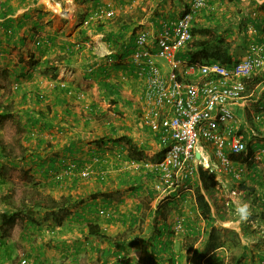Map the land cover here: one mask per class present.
Segmentation results:
<instances>
[{"label":"crops","instance_id":"obj_1","mask_svg":"<svg viewBox=\"0 0 264 264\" xmlns=\"http://www.w3.org/2000/svg\"><path fill=\"white\" fill-rule=\"evenodd\" d=\"M192 1L0 0V76L9 80V85L0 86V101L12 109L8 117L10 123H17L19 117H16V114L20 110V119H24L23 126L31 117H43L44 123H54L53 130L57 132L69 129L72 136L68 147L74 148L71 158L76 159V162H83L90 160L98 152L104 157L105 167L110 170L107 180L95 184L86 182L82 189L77 187V184H66L64 193L72 194L74 201L78 199V202L83 203L74 205L75 207L71 205V218L64 220L63 225L54 227L55 230L52 227L56 224L52 220L48 221L50 228L43 224L36 230L27 228L26 223L22 224L23 230L18 232V238L29 252V264H200L197 263L199 260L194 259L195 251L200 253V239L194 245L189 242L191 238H200L201 234L203 236L206 227L197 201L201 186L200 167L192 177L186 182L182 181L180 186L169 194L158 196L154 189L155 179L151 173L136 167L121 168V163L118 164L114 153L120 145H97V141H101L112 130H116L118 134L127 132H122L123 128L118 126L123 123L120 116L126 106H132V109L140 114L137 104H144L145 120L147 125L149 124L147 80L140 76L130 57L136 36L146 31L155 40L163 24L176 21ZM206 1L208 7L196 15L194 23L202 28H219L221 31L231 26L235 30L247 28L246 40H250L251 35L260 34L251 42L264 44V0ZM98 12H111L112 15L102 16L97 21L87 23L86 20ZM122 45L125 49L126 45H130L128 55L123 54ZM239 50L236 52L239 60L248 55V49L246 53ZM48 59L60 64L57 77L42 72ZM29 62H34L35 65H30ZM89 70H94L96 76L100 75L99 80L108 78L117 84L120 90L131 95L133 102L125 101L124 95L123 98L114 96L118 100L119 108V111L115 112L100 85L93 86L92 82L95 81H90L92 75ZM255 77L253 75L247 80L244 96L234 106L237 115L241 117H238L240 123L245 120L246 109L251 105L247 99L264 83V79L252 83ZM62 81H66L69 90L82 93V101L67 95L66 88L60 86ZM4 90L8 95L3 101ZM38 94H45L43 102L38 98ZM99 98H104L105 101L99 102ZM134 99L139 102L135 103ZM85 105L90 107L89 111ZM92 107L108 114L112 123L96 118ZM44 108L52 110L47 119L43 115L47 113ZM148 126L150 128V125ZM42 128L38 127L36 131L39 133L43 131L40 130ZM153 133L159 139L158 132ZM252 133L255 135L253 130ZM53 135L57 137L56 134ZM159 141L168 146L167 142L160 139ZM44 142L46 138L41 135L31 148L43 150ZM57 146L52 145L49 150H62ZM257 151L253 152L251 161L240 165L241 171H246L247 189L255 194L257 192L254 182L264 173L261 171L264 159L261 160L260 167L255 156ZM204 153L205 159L210 162L207 149ZM22 156L24 157L5 158L4 162L16 170L22 169L31 173L34 178L41 176L46 179L51 175L44 173L43 168L37 164H33L32 153ZM64 156L66 155L61 152L62 161L69 159L68 155ZM26 162L29 163L25 164ZM3 167L4 165L0 164V169ZM3 179L7 181V175L2 172L0 185ZM2 187L4 188L3 185ZM2 187L0 194L4 192ZM257 195L258 198L253 199L251 196L250 199L263 207L264 196ZM262 213L256 214V221L264 219ZM221 217L224 216L220 215ZM91 223L98 224L108 239L90 235L88 225ZM234 229L242 238L249 240L244 244L250 248L249 254L251 251L254 253L257 230L243 225L240 228L234 226ZM248 229H254L253 238L246 234ZM13 234L15 236L17 233ZM9 236V230L0 232L1 239L6 240ZM49 241H52V244ZM201 248L204 256L202 261L212 260L214 255H218L219 259L226 257L219 255L224 247L211 251L203 244ZM229 249H233L231 244ZM199 253L197 255H200ZM251 255L247 257L245 264H252ZM17 264H21L20 261Z\"/></svg>","mask_w":264,"mask_h":264},{"label":"built area","instance_id":"obj_2","mask_svg":"<svg viewBox=\"0 0 264 264\" xmlns=\"http://www.w3.org/2000/svg\"><path fill=\"white\" fill-rule=\"evenodd\" d=\"M207 7L206 0H193L176 21L163 24L155 40L148 32H140L130 55L140 76L147 80L149 125L168 146L165 155L158 160H126L121 147L116 155L122 168L136 167L151 173L158 196L179 187L199 167L211 168L205 159V143L213 146L214 155L226 170H231L234 163L229 154L248 149L233 106L243 98L247 80L264 68V44L250 43L248 55L231 66L182 57L181 53L193 39L195 17ZM111 15V12H98L86 21L90 23ZM256 119L264 122V114L259 113ZM100 160L95 156L92 163L72 164L65 173L104 179L109 171L95 166ZM62 177V174L58 176ZM29 261L23 258L20 263Z\"/></svg>","mask_w":264,"mask_h":264},{"label":"rangeland","instance_id":"obj_3","mask_svg":"<svg viewBox=\"0 0 264 264\" xmlns=\"http://www.w3.org/2000/svg\"><path fill=\"white\" fill-rule=\"evenodd\" d=\"M193 28H195L197 36H200V31L202 29L201 26H199L197 23H194ZM260 34H257L258 36ZM254 36V35H251ZM249 37L245 41V43L242 44V48L239 50L240 52L244 51L246 53L247 49L249 48V44L252 40L257 39L256 36L254 37ZM53 55V54H52ZM54 56V55H53ZM52 57V56H51ZM85 62H90V61H85ZM51 63L53 66L59 67L60 64L56 61H52ZM85 68V67H84ZM83 70L80 69V71ZM264 68L260 70L258 73L260 76L264 75ZM92 75V80L90 81H95L92 82L93 86L98 87L99 83V77L98 79L95 77L96 75L94 74V70H89L88 71ZM263 73V74H262ZM138 75V74H137ZM139 76V75H138ZM264 77V76H263ZM262 77V78H263ZM84 78V77H81ZM132 77H130L131 79ZM111 79V78H110ZM84 80V79H83ZM66 81H62L60 83V86L62 88H66L67 95L74 96L76 100L82 101L83 99V94L80 92H74L72 89L69 91V88H67V85L65 83ZM87 84V82H85ZM82 84L84 82L82 81ZM9 85V80L6 77L0 76V86H7ZM264 83L259 86L256 92L253 93L247 100H249V103H251L250 108L246 109L245 112V120L242 121L240 124V131L244 135V137L247 140L248 144V150L249 148H252L253 152L258 150L256 153V161H259L260 167L262 166L261 160L264 159V122L257 121L256 116L261 113L264 114V102H263V97H264ZM252 89V88H251ZM2 100H5V97L8 95L6 90L2 92ZM60 94V93H59ZM42 95V97H41ZM38 98L43 102L45 100L46 96L45 94H38ZM36 98V96H35ZM1 99V98H0ZM105 101L104 98H99V102ZM135 103L138 101V99H134ZM1 102V101H0ZM139 102V101H138ZM138 109L141 111V113H136L133 109L132 106H126V109L124 113L121 114L120 118L123 120V123L118 124V126L122 127L123 131L126 133H134L135 135H132L133 137L136 138V140L144 145L147 150L146 154L148 155L149 159L152 158L156 153L160 152L162 149H164V144H162L159 139L155 136L153 133L152 129L149 128V124L147 125V122L145 120V115H146V110H145V105L144 104H137ZM86 109L89 111V106H84ZM19 110V109H18ZM47 113H43L44 118L47 119L46 117L51 115V109L45 110ZM234 112L237 114L235 111V107L233 106ZM20 110L17 112L16 117L18 118V121L16 124L10 123L9 118H6L5 123L3 124L2 128H0V144L3 145V147L7 148V151H9L11 156H17L22 158L23 154H29L32 153L34 150H37V148H31L33 146L32 144L36 143L38 138L42 135L45 136L46 142H44L43 148L45 149L46 146L49 144L51 145H58L59 148H66L68 146L69 140H71V130H59L57 132L54 129V123L49 122L48 124H51L52 126L50 128L46 129H40L43 131H39V133L36 131L38 130L37 128H28L26 126H23V121L24 119H20ZM89 115V114H85ZM239 117V116H238ZM241 118V117H239ZM22 120V121H21ZM117 126V129H119ZM252 130L255 135H252ZM42 132V134H41ZM53 134H56L54 136ZM252 137V138H250ZM53 141V142H52ZM59 142V143H58ZM100 140L97 141V145L99 146ZM28 146H26V145ZM206 149L210 155V162H211V168L203 169L205 171H208L210 174L213 175L214 177V190H213V195L209 196L207 194V198L211 204L212 207V213L215 216V235L216 237L219 238L220 242L224 245V248L222 249V252H219V255H226V257H221L222 259H219L218 255H214V258L212 260L207 259L203 260V251L201 246L207 242V239L210 234V228L207 226L206 222V227L204 230V235H200V238H191L190 239V245L196 243L200 239V255H195L194 254V259L199 260L200 264H222L223 260L224 262L227 261L228 259V254L230 250V244H232V236L234 232H237L236 229H234V226L237 228H240V226H246V227H252L257 230V236L256 240L257 242L254 243V246L256 248V251L254 252V255L258 254V250L264 252V219L262 221H256L255 217H257L256 214L262 213L264 210V206L257 204L253 199L258 198V195L264 196V166H262V173L261 178H257L255 180V191L257 194L250 192L246 186V171L244 170L243 172L241 171V166L239 163H233L232 169L231 170H226L224 166L221 164L220 160L218 157H216L213 153V146L210 144L205 143ZM57 146V147H58ZM64 146V147H63ZM41 148V149H43ZM120 148V146H118ZM43 149V150H44ZM56 148H54L55 150ZM40 150V149H38ZM62 151L61 149H59ZM46 151H41V153H45ZM116 151L114 153V158L117 160V153ZM61 153V152H60ZM63 153V152H62ZM73 154V153H72ZM72 154H67L64 157L69 156V159H65L64 161L61 162L60 166L58 167L57 170L51 173L48 177H41L38 176V178H34L31 173H27L26 171L24 172L22 169L16 170L13 167H9L10 164H7L4 162V167L2 168V172L7 175V181L6 179H3L2 185H0V188L2 187L4 192H9L13 195V199L16 202V204L20 203L22 198L25 197V195L28 192L36 193L40 192L41 195H46L50 194L54 196V198L58 199L61 196H68L72 194H67L64 193L66 191V184L73 183L77 184V187H80L82 189L85 185L84 183L89 182L92 183L94 182H103L104 180H107L109 177L110 170L108 169V175L104 178L101 179L99 176L92 175V176H87V177H81L78 174L76 175H70L66 174L65 170L72 164H78L79 166L85 165L92 163L93 158L95 156H99L101 160L95 164V166H98L100 168H106L105 167V160H103V156L101 153H96L95 156H92L91 159L85 160L83 162H76V159L71 158ZM123 156L125 157V154L123 152ZM118 164L120 163L119 160H117ZM118 167V166H117ZM122 168V166H121ZM201 168V167H200ZM112 170V169H111ZM7 173V174H6ZM63 175L62 178H58L59 175ZM37 180V181H36ZM39 184V186H38ZM257 187H260L261 189H258ZM79 194V193H78ZM1 195V194H0ZM251 196L253 199L251 200ZM26 202L29 201V198L26 196ZM78 202V199H76ZM0 205V209H1ZM75 207V206H73ZM3 208V207H2ZM259 211V212H258ZM264 212L262 213V215ZM41 217L43 218V215L40 214ZM220 215L224 216L221 217L222 219L227 218L226 220H218L221 219ZM203 218V217H202ZM202 218L200 220H202ZM217 218V219H216ZM204 219V218H203ZM253 221V222H252ZM44 224L46 226L49 225L48 222L44 221ZM50 228V227H49ZM55 230L56 228H53ZM23 230L22 222L19 221L16 223V225L9 229L10 236L4 240L3 238L0 240V264H17L19 261H21L23 258H28L29 252L26 251V248L24 245L20 242V238H18V232ZM51 230V229H49ZM17 233L15 236L13 234ZM238 233V232H237ZM244 234V233H243ZM8 239V240H7ZM241 240L244 244V242H249L247 238H242ZM193 242V243H192ZM50 244H52V241H49ZM208 250H210V246L206 245ZM228 251V252H227ZM259 252V253H260ZM217 260H216V259ZM30 262V261H29ZM28 262V264H29ZM196 264V263H192ZM263 264V263H262Z\"/></svg>","mask_w":264,"mask_h":264},{"label":"trees","instance_id":"obj_4","mask_svg":"<svg viewBox=\"0 0 264 264\" xmlns=\"http://www.w3.org/2000/svg\"><path fill=\"white\" fill-rule=\"evenodd\" d=\"M245 29L246 30H244V28L235 30L233 26H231L229 29L226 28L224 31H221L219 28H202L199 30L200 36H197L196 30L193 28V39L187 44L186 50L182 53V57L191 61H199L204 63L218 61L231 66L232 64L239 61V56L236 52L242 48L241 43H245L246 41L247 28ZM129 46L130 45H126V49L124 48L125 46H121L124 55H128L130 53ZM20 62H22V60H20ZM59 62H62V60H59ZM29 63L30 65H35L34 62ZM42 72L47 75L57 77L58 67L53 66L51 60L48 59L47 62L45 61ZM254 76H256V79H254L252 83L258 82L260 79H264V77L262 78L259 73H255ZM95 77L98 79L100 75ZM99 85L101 89L104 90L106 99L108 98L110 100L115 112L119 111V108L117 107L118 100L114 98V96L120 98L122 95H124V98L123 96L122 98L125 101L133 102V98L130 94H128V92H123L120 90L118 85L112 81H109L108 78H102L99 80ZM92 110L95 113V117L100 119L102 122L108 121L109 124L112 123L111 118H108V114L100 112L97 107H92ZM11 111L12 109L9 108L8 105L0 102V128H2L6 118L11 115ZM25 126L29 128L43 127L46 129L50 128L52 125L44 123L43 117H31V120H28ZM109 143L120 145L124 151L126 160L141 161L149 159L148 155L146 154L147 148L139 143L136 138L129 133L118 134L116 130H112L102 138L100 145L104 146ZM164 147V149L156 153L150 159H161L167 151V147ZM49 148H51V145L48 144L44 150H34V152H32V155L34 156L33 164H37L43 168L44 173L46 172V174L52 173L58 169L59 164L63 160V157H60V152H63V154L66 155V153L71 154L74 151V148H69L68 146L63 148L62 151L57 150L55 152L49 150ZM41 151H46V153L41 155ZM10 154L11 153L7 151V148L0 144L1 165L4 164L5 158H15ZM229 157L235 163L244 165L246 162L252 159L253 150L252 148H249V150L247 149L243 153L229 154ZM27 163L29 162H26L25 164ZM1 170L2 169H0V177L2 176ZM199 176L201 186L200 193L197 196L198 207L200 214L206 220L207 226L210 228V234L205 244L210 246L211 251H214L220 247H224L219 238L215 235V217L213 216L212 207L207 198V194L209 196L213 195L214 177L212 174L203 170L202 168L199 170ZM147 177L152 178L151 175H147ZM26 196L29 198L28 202L25 200ZM74 200L75 198H73L71 195L61 196L60 198L56 199L50 194L42 196L40 192H28L25 197L22 198L20 203L16 204L11 193L3 192L0 195V205L3 207L0 209V232H4L5 230L13 228L19 221H21L22 224L26 223L27 228L29 227L34 230L41 228L44 224V221L48 222L49 220L55 222L56 225H53V228L56 226H61L63 225L64 220L71 218V205H81L83 203V201L77 202V200ZM40 214L43 215V218ZM48 226L50 227L51 225ZM88 230L90 235L99 236L102 239H108V236L100 230V226L98 224H89ZM246 234L248 237L250 236L253 238L254 229H248ZM231 241L233 244V250L229 251L227 261L224 262L225 260H223L222 264H245V260L250 254H252V264H264V252L261 251L256 255V257L252 251L249 254L250 248L243 244L241 235L239 233L234 232ZM198 253L199 251H195V255Z\"/></svg>","mask_w":264,"mask_h":264},{"label":"water","instance_id":"obj_5","mask_svg":"<svg viewBox=\"0 0 264 264\" xmlns=\"http://www.w3.org/2000/svg\"><path fill=\"white\" fill-rule=\"evenodd\" d=\"M197 156L199 157L200 155H199V154H197Z\"/></svg>","mask_w":264,"mask_h":264}]
</instances>
